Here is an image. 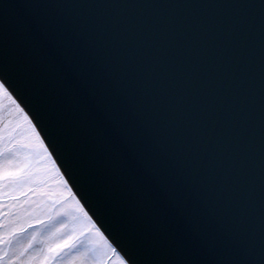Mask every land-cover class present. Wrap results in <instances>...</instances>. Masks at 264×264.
Wrapping results in <instances>:
<instances>
[{"label":"snow or ice","instance_id":"obj_1","mask_svg":"<svg viewBox=\"0 0 264 264\" xmlns=\"http://www.w3.org/2000/svg\"><path fill=\"white\" fill-rule=\"evenodd\" d=\"M236 7L247 23L224 42L201 43L213 77L240 67L241 34L257 29L256 6ZM66 9L0 2V264H264V218L258 238L241 224L209 149L217 122L178 108L166 86L192 62L188 42L167 40L150 57L142 34L121 35ZM258 16L264 42V4ZM26 92L35 106L21 99ZM74 160L97 182L107 170L120 243L82 203L88 196L73 191L81 187Z\"/></svg>","mask_w":264,"mask_h":264},{"label":"water","instance_id":"obj_2","mask_svg":"<svg viewBox=\"0 0 264 264\" xmlns=\"http://www.w3.org/2000/svg\"><path fill=\"white\" fill-rule=\"evenodd\" d=\"M3 2V0H0ZM67 6L68 11L83 14L89 22L114 27L121 35L138 32L150 43L147 54L159 55V45L177 37L187 41L193 60L178 71L180 79L168 77L169 94L177 101L181 110L198 109L209 121H215L218 129L208 132L209 149L216 152L219 161L218 176L231 189L237 202L233 213L245 228L254 230L259 237L264 218V42L259 28V10L264 0H38ZM255 5L257 29L254 33H242L241 54L235 65L224 72L216 71L213 77L211 58L201 63V43L204 39L224 42L249 17L245 10L236 6ZM184 49H181L183 52ZM146 68H152L147 64ZM161 71L166 72L164 65ZM223 80L217 87L216 81ZM163 83V81L161 82ZM29 103L34 101L29 93L21 96ZM24 106L23 104L21 105ZM26 111L28 109L26 108ZM41 114L48 119L41 109ZM31 115V113H30ZM35 122V121H34ZM49 129L54 131L59 144L64 143L62 133L48 119ZM38 125V130H39ZM46 133H42V136ZM51 144V141H45ZM54 158L57 154L52 147ZM57 163L63 165L62 160ZM62 171L67 172L65 167ZM73 170L79 178L80 188L74 187L78 195L85 194L90 204L86 207L98 210L106 225H114V209L105 192L110 182L107 170L100 173L99 181L88 179L91 170L87 165L74 160ZM70 185L77 182L69 178ZM119 191L118 188L114 189ZM95 218V217H94ZM113 239L120 243L122 232L115 229ZM107 235V233H106ZM258 255V253H257Z\"/></svg>","mask_w":264,"mask_h":264},{"label":"rangeland","instance_id":"obj_3","mask_svg":"<svg viewBox=\"0 0 264 264\" xmlns=\"http://www.w3.org/2000/svg\"><path fill=\"white\" fill-rule=\"evenodd\" d=\"M25 199V197H21V200ZM112 264H115V260L113 258Z\"/></svg>","mask_w":264,"mask_h":264}]
</instances>
